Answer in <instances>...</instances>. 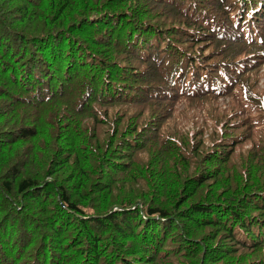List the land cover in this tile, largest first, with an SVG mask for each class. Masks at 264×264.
<instances>
[{
  "label": "trees",
  "instance_id": "16d2710c",
  "mask_svg": "<svg viewBox=\"0 0 264 264\" xmlns=\"http://www.w3.org/2000/svg\"><path fill=\"white\" fill-rule=\"evenodd\" d=\"M263 63L264 0H0V264H264Z\"/></svg>",
  "mask_w": 264,
  "mask_h": 264
},
{
  "label": "rangeland",
  "instance_id": "374dc122",
  "mask_svg": "<svg viewBox=\"0 0 264 264\" xmlns=\"http://www.w3.org/2000/svg\"><path fill=\"white\" fill-rule=\"evenodd\" d=\"M255 78H258V85L255 92L259 94L260 96H264V63L260 65V69L257 73H252ZM242 93L243 90L239 89ZM246 92V91H244ZM244 97V95H243ZM242 97V98H243ZM229 102V98L221 97L219 99V105H226ZM221 103V104H220ZM179 108L184 110L186 108V111L179 114L175 120L172 121L173 125H178L179 127L182 126L183 128L192 131L194 128H196L198 125L202 123L205 119L208 118L207 112L201 109H190L189 103L187 100H182L181 103H179ZM209 124L211 125L212 122L210 120Z\"/></svg>",
  "mask_w": 264,
  "mask_h": 264
}]
</instances>
